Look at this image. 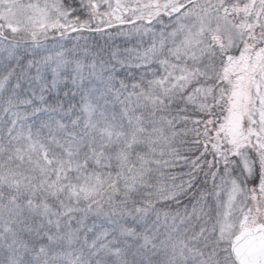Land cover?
<instances>
[{
  "label": "snow or ice",
  "instance_id": "6c2138e0",
  "mask_svg": "<svg viewBox=\"0 0 264 264\" xmlns=\"http://www.w3.org/2000/svg\"><path fill=\"white\" fill-rule=\"evenodd\" d=\"M0 264H264V0H0Z\"/></svg>",
  "mask_w": 264,
  "mask_h": 264
},
{
  "label": "trees",
  "instance_id": "16d2710c",
  "mask_svg": "<svg viewBox=\"0 0 264 264\" xmlns=\"http://www.w3.org/2000/svg\"><path fill=\"white\" fill-rule=\"evenodd\" d=\"M92 39L99 40L100 37L99 36H95ZM119 39L120 38H117V42H119ZM193 139L194 138L191 135H189V137L187 138V140L189 141V143L185 145L186 148L187 147H192V143L191 142H192ZM186 154H188L190 156H194V155H196L198 153L196 152L195 148H193L192 152H189V153H186ZM188 170H189L188 166L182 164L175 171L178 172V173H180V172L186 173V172H188ZM184 179H187V177L185 176ZM179 181H180V178H179V176H177V182H179Z\"/></svg>",
  "mask_w": 264,
  "mask_h": 264
},
{
  "label": "rangeland",
  "instance_id": "374dc122",
  "mask_svg": "<svg viewBox=\"0 0 264 264\" xmlns=\"http://www.w3.org/2000/svg\"><path fill=\"white\" fill-rule=\"evenodd\" d=\"M185 147V146H184ZM180 178V177H179Z\"/></svg>",
  "mask_w": 264,
  "mask_h": 264
}]
</instances>
